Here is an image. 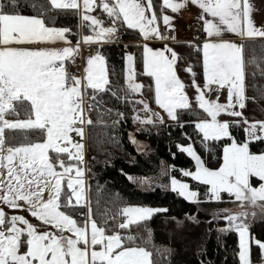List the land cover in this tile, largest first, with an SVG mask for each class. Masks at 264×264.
<instances>
[{"label": "snow or ice", "instance_id": "1", "mask_svg": "<svg viewBox=\"0 0 264 264\" xmlns=\"http://www.w3.org/2000/svg\"><path fill=\"white\" fill-rule=\"evenodd\" d=\"M49 3L53 9L79 12L82 25L93 33L83 37L85 44L110 42L118 30L117 22L138 30L144 41L167 40L169 37L161 33L158 24L162 21L171 29L172 18L164 14L165 9L177 13L191 4L201 10L198 19L202 21L205 40L194 47L202 53L203 89L196 82L191 66L185 71L193 77L197 106L211 119L197 122L195 128L204 141L227 138L232 142L224 146L223 163L218 170L207 168L191 145H177L179 151L196 162L195 172L184 171L183 175L208 185L216 201L221 200V193L234 197L241 211L225 212L223 218L228 228L221 231L238 233L240 264H252L253 245L264 255V241L252 237L248 225L249 218H256L257 213L247 210L259 208L264 214V152L250 150V144L264 141V121H249L242 111L236 110H243L249 99L245 45L225 38L226 33L241 41L264 38V27L256 26L253 19L256 9L250 0H162L159 15L154 0H49ZM31 6L37 8V3ZM18 7L19 0H0V204L26 210L40 226L55 231H42L23 216H9L0 208V264H153L152 253L145 248L125 246V238L119 232L107 234V229L93 218L91 208L83 224L69 211L88 207L85 170L79 166L84 161V125L92 123L85 116L84 93L87 89L104 91L109 83L104 57L99 52L88 57L83 79L70 76L66 62L79 52L80 42L73 47L67 36L69 28L48 26L43 18L46 11L43 5L39 14L32 16L17 11ZM96 8L107 15L112 27H103L102 20L90 15ZM56 42L66 46L25 47ZM126 59L128 89L140 93L143 85L132 82L135 58L129 54ZM179 59L167 45L155 50L148 43L143 45V74L153 78L155 103L172 120H178L177 109L191 107L185 85L176 72ZM213 90H226L227 102L219 103V96L214 101L206 99L205 93ZM91 98L94 100L95 96ZM137 103L143 105L146 113L151 111L147 102ZM221 114L241 118L235 123L242 121L247 125L243 143L232 137L230 122L218 120ZM21 115L25 118L20 119ZM152 115L163 123L157 113ZM8 116L16 119H7ZM136 119L143 124L153 123L151 118ZM6 130L37 135L35 140L24 135L19 143H12L5 136ZM73 133L80 137L79 141L73 139ZM73 160L77 163L67 162ZM252 178L259 182L258 187L253 186ZM171 190L190 202H198V193L191 191L187 183L172 179ZM158 211L167 210L125 207L122 215L126 219L117 227L128 229ZM126 239L134 240L131 236ZM97 246L100 250H96Z\"/></svg>", "mask_w": 264, "mask_h": 264}, {"label": "trees", "instance_id": "2", "mask_svg": "<svg viewBox=\"0 0 264 264\" xmlns=\"http://www.w3.org/2000/svg\"><path fill=\"white\" fill-rule=\"evenodd\" d=\"M37 3V8L31 5ZM155 11L159 15L160 0H154ZM46 9L43 18L48 26L69 28L67 34L71 42L86 34L87 27L79 23L76 10L53 9L48 0H19L16 9L24 15H38L39 7ZM164 13H170L165 9ZM119 30L117 41L93 45L99 52L106 65V75L109 83L104 91L86 90L88 98L87 119L92 121L85 127L86 153V198L88 207L69 210L78 223L83 224L91 208L92 216L99 226L107 229V234L119 232L125 238V246H139L152 253L153 264H239V244L237 232L234 230L222 232L228 228L223 218L234 201L223 194L220 201L207 199V186L190 181V187L198 192V202H190L174 191L151 185L142 188L136 181L128 179L147 177L151 181H164L167 174L182 176L180 169H193V161L177 145L191 144L209 169H216L221 163L222 147L230 140L204 141L202 134L195 128V122L209 117L196 102V90L192 86L193 77L185 69L191 66L196 74V82L203 85L202 56L194 46L201 45L200 41L170 42V47L178 54L179 60L176 72L185 85V93L191 107L186 110L177 109L178 120H153L152 124L140 123L149 118V112L143 110V105L137 103L143 100L149 108L154 106L153 85L150 77L142 71V49L138 43L141 38L137 30L128 29L122 23L116 24ZM80 32V33H79ZM245 45L244 58L246 61V107L241 110L243 117L249 121L264 120V38L242 41ZM192 45V46H189ZM132 54L135 58V83L143 85L140 93L128 89L125 79V57ZM254 61V63H247ZM95 96L93 100L91 97ZM91 105V106H90ZM111 108L109 111L106 108ZM118 107H120L118 109ZM102 111L99 112L98 109ZM117 109V110H116ZM14 120L16 117L8 116ZM25 117L21 115L20 119ZM230 122V133L236 142L244 140L243 122L237 117H227ZM133 133L136 141L143 146L137 149L129 138ZM24 135L36 139L34 132L6 130L5 136L12 143H19ZM254 153L264 152V141L250 144ZM54 155V154H53ZM66 159V158H65ZM74 161V160H73ZM67 161V162H73ZM162 165L166 173L161 172ZM65 191L67 189L65 188ZM128 205L163 207L167 211H158L148 219L132 224L128 229H119L117 225L122 219V209ZM63 210V209H62ZM10 216L17 213L28 219L40 230L53 231L22 209H6ZM262 215L249 218L250 234L264 241V218ZM105 221L107 223L105 224ZM134 238L128 241L126 238ZM263 255L255 247L251 248L252 264L260 263Z\"/></svg>", "mask_w": 264, "mask_h": 264}, {"label": "crops", "instance_id": "3", "mask_svg": "<svg viewBox=\"0 0 264 264\" xmlns=\"http://www.w3.org/2000/svg\"><path fill=\"white\" fill-rule=\"evenodd\" d=\"M98 2H99V0H98ZM160 2L162 4V0H160ZM177 2H178V0H177ZM250 2L253 4L254 9H256L253 12V19H254V21L256 23V26L257 27H264V0H250ZM95 10H98V11L100 10V12L103 13V11L100 8H96ZM95 10L90 13V15H92L93 17L97 16ZM167 10H169L170 13H164V14H167V15H169L172 18V25H174V24H180L181 22H184V19L183 18L186 16V17H188V19H187L188 21L189 20L190 21L191 20H198V21H200L201 27H202V21L198 19V17L201 14V10L198 7H196V6H193V5L189 4L186 8L181 9L177 13H172L170 9H167ZM78 16H79V23H80V26H81L82 22H81V17H80L79 12H78ZM103 23H104V27H112L113 26V24H112V22H111L110 19H109V21H106V22H103ZM110 24H112V25H110ZM158 24H159V28H160L161 33L164 36L169 37V39H167V40L152 39L150 41H144L143 38L141 37L139 31L137 30V32L139 33L140 38H141V40L138 43L141 44L142 53H143V45L145 43H148V45L155 50V49H163L165 47V45H167L168 47H170L169 43L170 42H173L171 40L170 33H168L166 31L167 26H165L162 21H158ZM92 34L93 33H92L91 29L87 27L86 34H81L80 33L78 40L75 41V42H71V44H72L73 47H75L77 45V42H80L79 43V52L77 54H75L74 58H76L77 61L81 64V70L80 71L75 70V65H72L71 60L70 61H67L66 62V68H67V71H68V73H69L70 76H76V77H79V78L83 79V77L85 75V68L87 66V63L86 62H87L88 57L89 56H94V55L97 54V52L94 51V49L92 48V46L93 45H99V44H102L103 43V42H100V43H91V44H85V43H83V37L86 36V35H92ZM118 36H119V30H117V32L115 33V35L110 38V42H108V43H111V42H114V41L116 42L117 39H118ZM225 38L226 39L233 40L236 43H241L242 42L238 37H236V36H234L233 34H230V33H226L225 34ZM204 40H205V34L203 32V38L200 41L201 44H202V42ZM65 46L66 45L63 44L62 42H56L54 44L26 45L25 47L62 49ZM166 55H168V53H166ZM201 56H202V53H201ZM105 69H106V65H105ZM142 71H143V63H142ZM202 75H203V67H202ZM151 80H152V85H153V99H154V96H155V82H154L153 78H151ZM203 85H204V80H203ZM203 85L201 86L202 89H203ZM213 87H215V86H213ZM196 96H197V92H196ZM217 96H219V103L223 104V103H226L227 102V100H226V97H227L226 90L225 91H222V92H217V91L213 90L210 93H208V92L205 93V98L206 99H209V100H213L214 101V100H216V97ZM84 100H85V102H87V100H88L87 95H86V91L84 93ZM236 110L241 111L239 108H237ZM153 113H157L159 115V117H162L163 119H170L168 117L167 113L163 109L159 108L156 105L155 99H154V106L151 108V111L149 112L148 116L152 120H160L156 116L152 115ZM219 117L220 118L227 119V117H231V116H228L226 114H221ZM199 121H204V120H198V121L195 122V124L197 122H199ZM84 146H85V144H84ZM140 147H142V146L140 145ZM84 153H85V147H84ZM85 159H86V153H85ZM75 162L76 161H73V162H70V163L73 164ZM85 194H86V184H85ZM0 208H3L4 211L6 209H10V208H8L7 206H5L3 204H0ZM11 215H19V214L13 213ZM53 231H55V230H53ZM57 235H59V233H57ZM237 236H238V233H237ZM238 244H239V237H238ZM238 257H239V252H238ZM239 264H240V261H239ZM255 264H264V255L262 257L261 262L260 263H255Z\"/></svg>", "mask_w": 264, "mask_h": 264}, {"label": "rangeland", "instance_id": "4", "mask_svg": "<svg viewBox=\"0 0 264 264\" xmlns=\"http://www.w3.org/2000/svg\"><path fill=\"white\" fill-rule=\"evenodd\" d=\"M96 11V15L97 16H95L96 18H98V19H100V20H102L103 22H106V21H109V18L107 17V15L105 14V13H102V12H100V10L98 11V10H95ZM110 25H112V24H110ZM103 27H104V23H103ZM127 55H129V54H127ZM127 55H126V57H127ZM132 55V54H131ZM126 57H125V79H126V81L129 83V81L127 80V68H128V65H127V59H126ZM133 83H135V81H132ZM120 107H118V109H119ZM88 100H87V102H85L84 103V110H85V116L87 115V112H88ZM100 109V108H99ZM109 109H111V108H106V110L107 111H109ZM117 110V109H116ZM120 110V109H119ZM102 110H99V112H101ZM210 117L208 118V119H206V120H209L210 121ZM11 120V119H10ZM218 120H220V121H228L229 122V119H224V118H220V117H218ZM255 121H264V120H255ZM247 127V125H243V128L245 129ZM74 134V133H73ZM129 138H130V140L133 142V141H135V142H133V143H135L134 145H135V147L137 148V149H140L141 147H140V145L141 146H143V144H142V142H140V141H136V138H135V136L133 135V133H129ZM246 140V133H245V131H244V140L242 141V142H240V143H243L244 141ZM232 141L230 140L227 144H225L224 146H227V145H229L230 143H231ZM238 143V142H237ZM188 145H191V144H188ZM188 145H185V146H188ZM192 146V145H191ZM224 146L222 147V153H221V163H220V165H219V167L222 165V163H223V148H224ZM185 153V152H184ZM188 157H190L187 153H185ZM191 158V157H190ZM192 159V158H191ZM192 161H193V169H191V170H188V169H184V168H182V169H180V172H181V174H182V176H174V175H171V174H167V177H166V179L164 180V181H161V182H158V181H151L149 178H147V177H141V178H134V177H132V176H128V179L131 177V179H129V180H132V181H136L137 183H138V185L140 186V187H142V188H148V187H150L151 185H153V186H156V185H159L160 187H163V188H165V189H168V190H171V181H172V179H176L178 182H182V183H187L188 185L190 184V181H194V180H192L190 177H188V176H184L183 175V172L184 171H191V172H195V170H196V162H195V160H193L192 159ZM77 162H75V163H73V164H76ZM80 167H82L85 171H86V159H85V153H84V161H83V164L82 165H79ZM218 167V168H219ZM218 168H216V169H211V170H218ZM161 172L164 174V173H166V168L162 165V167H161ZM84 179H85V184H86V176H84ZM195 182H198V181H195ZM199 183V182H198ZM252 183H253V186H257L258 187V185H259V182L256 180V178H252ZM207 186V199H211V200H215L212 196H211V193H210V190H209V186L208 185H206ZM189 189L191 190V191H195V192H197L196 190H194V189H192L191 187H190V185H189ZM172 191V190H171ZM177 195H179L177 192H175ZM198 193V192H197ZM223 194H225V195H228L227 193H221V196L223 195ZM180 196V195H179ZM229 196V195H228ZM180 197H182V196H180ZM229 197H231V196H229ZM183 199H185L184 197H182ZM197 199H198V196H197ZM231 199L234 201V197H231ZM186 200V199H185ZM187 201H189V200H187ZM129 206H131V207H150V208H153V209H164L163 207H151V206H138V205H128V206H125V207H129ZM125 207H123V208H125ZM248 211H255L256 213H257V216H259V214H261V211H260V209L259 208H256V209H252L251 207H249L248 209H247ZM239 211H241V209L238 207V205H237V203L236 202H234V204H233V206L232 207H230V208H228V212H232V213H236V212H239ZM251 218V217H250ZM86 219H87V215H86ZM126 218L125 217H123V215H122V219H121V222L122 221H124ZM31 223V222H30ZM65 235H69L68 233H65ZM110 235V234H109ZM96 250H100V247L99 246H97V248H96Z\"/></svg>", "mask_w": 264, "mask_h": 264}, {"label": "built area", "instance_id": "5", "mask_svg": "<svg viewBox=\"0 0 264 264\" xmlns=\"http://www.w3.org/2000/svg\"><path fill=\"white\" fill-rule=\"evenodd\" d=\"M184 22H181L180 24H174L171 26V29L168 27L166 28V31L170 33L171 37H174V39L171 38L173 42L175 41H184V42H194V41H201L203 38V32L201 23L198 20H187L188 17H184ZM72 65H75V70L80 71L81 70V64L77 61L76 58H73L71 60ZM109 108V107H107ZM101 109H98V111ZM110 110V109H109ZM79 126V125H78ZM86 125H84V128ZM73 139L76 141L80 140V137L76 136L75 133L72 135ZM85 144V137L82 141Z\"/></svg>", "mask_w": 264, "mask_h": 264}]
</instances>
